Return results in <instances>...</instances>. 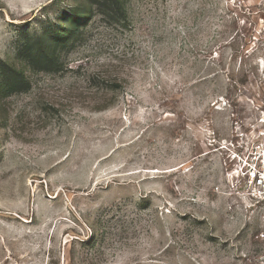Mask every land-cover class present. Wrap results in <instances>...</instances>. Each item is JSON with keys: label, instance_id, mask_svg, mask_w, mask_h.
<instances>
[{"label": "rangeland", "instance_id": "1", "mask_svg": "<svg viewBox=\"0 0 264 264\" xmlns=\"http://www.w3.org/2000/svg\"><path fill=\"white\" fill-rule=\"evenodd\" d=\"M118 3L0 0V264H264V0Z\"/></svg>", "mask_w": 264, "mask_h": 264}, {"label": "trees", "instance_id": "2", "mask_svg": "<svg viewBox=\"0 0 264 264\" xmlns=\"http://www.w3.org/2000/svg\"><path fill=\"white\" fill-rule=\"evenodd\" d=\"M112 1H114L116 3V5H118V8L120 9L118 0H112ZM40 46H41V43H40ZM8 68L10 70V74H4L2 72V68L0 69L1 70L2 77H3L4 80L9 79V80H11L14 83L15 82L16 83L23 82V76L21 74H18L14 69H12L10 67H8Z\"/></svg>", "mask_w": 264, "mask_h": 264}, {"label": "built area", "instance_id": "3", "mask_svg": "<svg viewBox=\"0 0 264 264\" xmlns=\"http://www.w3.org/2000/svg\"><path fill=\"white\" fill-rule=\"evenodd\" d=\"M258 174V173H257ZM257 175H254V177L252 178L253 180H255L256 178H258L257 179V182L259 183V184H261L262 183V179H263V181H264V176L262 175V178L260 177V175L259 176H257Z\"/></svg>", "mask_w": 264, "mask_h": 264}]
</instances>
